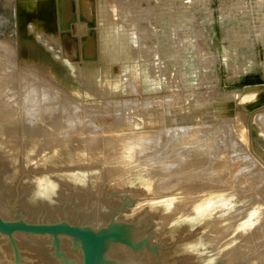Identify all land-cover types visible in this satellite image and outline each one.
<instances>
[{
	"label": "rangeland",
	"instance_id": "1",
	"mask_svg": "<svg viewBox=\"0 0 264 264\" xmlns=\"http://www.w3.org/2000/svg\"><path fill=\"white\" fill-rule=\"evenodd\" d=\"M115 1L55 0L53 26L46 28L41 15L34 14L22 24L18 0H0V42L12 47L4 55H9L17 81L14 80L22 86L21 78L38 76L40 79L35 77V81L45 82L50 97L59 99L57 106H75L76 110L80 108L82 118L88 114L96 122L114 124L104 132L114 141L123 140L120 149L125 148L126 155L120 159L131 160L135 154L137 145L129 146L128 142L165 134L168 142L158 149L165 153L158 159L162 163L157 162L171 164L172 174L169 173L166 183L161 173L153 177V171L147 169L153 159L150 153L138 171L136 160L131 163L133 166L125 163L121 165L123 169L111 170L104 157L97 162L87 151L77 152L73 146L78 137L75 142L72 139L74 144L62 143L73 154L44 153L38 139L22 133L19 122L24 119L20 114H25L22 106L27 104L26 99L23 101L25 89L18 84L13 88L15 92L5 89L1 93L2 98L8 96L9 100L0 101L2 217H21L32 223L66 220L105 227L116 214V220L137 227L136 240L154 235L151 243L159 247L156 255L149 249L136 252L116 245L111 258L118 264H259L255 256L264 255L263 247L257 246L245 256L233 254V246L228 242L233 239L232 231L225 232L228 225L224 228L226 224H241L248 219L247 213H254L249 211L254 203V199H248L252 192L241 189L234 196L229 193L214 197L220 191L204 186L209 180L204 173L212 171L214 164L233 163V170L247 165L249 172L227 171L225 183L231 185L235 179L244 180L254 174L258 177L254 188L264 187V178L260 177L264 174V129L258 123L264 110V0H124L125 4L123 0ZM65 5L71 7L67 17ZM20 36L37 48L42 65L35 62L37 68L25 66L24 55L13 50ZM41 38L43 42L39 41ZM3 81L6 80H0L1 86H7L8 82ZM51 82L55 85L49 86ZM246 87L258 90L245 93ZM15 112L21 117L12 121ZM188 138H194L195 143L198 139L200 147L186 144ZM216 141L221 145L202 164L204 158L200 159L197 152L206 155L207 147ZM69 142L73 146H67ZM182 154L187 160H182ZM194 162L196 166L191 167ZM179 183L185 187L179 189ZM43 187H50L46 194ZM132 201V206L124 207V203ZM255 206L264 211V203ZM219 221L225 224L220 223L222 228ZM234 231L240 240L244 234L238 229ZM14 239L21 255L20 264H66L55 256L48 237L17 234ZM61 244L68 264H82L80 251L71 240L64 238Z\"/></svg>",
	"mask_w": 264,
	"mask_h": 264
},
{
	"label": "bare ground",
	"instance_id": "2",
	"mask_svg": "<svg viewBox=\"0 0 264 264\" xmlns=\"http://www.w3.org/2000/svg\"><path fill=\"white\" fill-rule=\"evenodd\" d=\"M127 1V0H126ZM192 1V0H190ZM188 1V2H190ZM54 1L52 0H18V8H19V18H20V22L23 24V22H26L32 15H41L44 19V24H45V27H47V25H49V27H52L53 25V18L51 17L52 16V13H53V9L56 8V5H54ZM114 2H116L114 0ZM148 2V1H147ZM106 3V2H105ZM122 3H126L124 0ZM57 4V3H56ZM110 5H112L111 3H108ZM184 4V3H183ZM60 5V4H59ZM59 5H58V8H59ZM107 5V3H106ZM115 5V4H114ZM122 4L120 3L119 7L121 6ZM147 5V4H146ZM109 6V5H108ZM64 7H66V11H67V14H64L66 17L70 15V12H71V7H68L67 5H65ZM62 6V10L64 8ZM125 7V6H124ZM115 8V7H114ZM57 10V8H56ZM59 12V10L57 11ZM56 12V13H57ZM64 13V11H63ZM18 14V13H17ZM59 14V13H58ZM140 15V13H139ZM58 16V15H57ZM64 16V18H65ZM59 18V17H58ZM141 18V17H140ZM55 19V17H54ZM61 19V18H60ZM138 19V18H137ZM59 20V19H58ZM57 21V20H56ZM58 23V22H57ZM58 27V26H57ZM23 35V34H22ZM43 35V34H42ZM42 35L40 37H42ZM23 37V38H22ZM44 37V36H43ZM42 37V38H43ZM46 37V36H45ZM51 37V36H50ZM38 38V37H36ZM42 38L39 40V41H42ZM47 38V37H46ZM18 40V39H17ZM1 41V40H0ZM38 42V41H37ZM3 43V41H2ZM16 45L15 47H13V50L16 49L18 51V53H22L24 58L23 60H25V66L27 65L28 67H36L37 66L35 65V62H37V64H40V61L38 62L39 60V56H37L38 52L37 51V48L35 46H33L32 44L29 45L27 43V39H25L24 36H20L19 37V40L16 42ZM5 44V45H4ZM4 44H1L0 42V80H6V81H3V82H8L7 83V86L4 84V86H1L0 84V101H4L6 102L7 98H2L1 96V93L3 94V92H6L5 89L8 90H13L14 87H17L18 84H20V82H16V78L15 75H14V72L12 71V69L10 68L11 66L9 65V61H8V56L9 55H4V52L5 51H8L10 48H12L10 46V48L8 47L7 48V43H4ZM14 44V43H13ZM37 44V43H36ZM43 44V43H42ZM8 45H11V44H8ZM6 46V47H5ZM93 47V44L92 46L90 47L91 50ZM87 48V47H86ZM12 50V51H13ZM41 50V49H40ZM10 51V50H9ZM23 51V52H22ZM38 51H39V47H38ZM42 51V50H41ZM90 51V50H89ZM15 52V51H14ZM43 52V51H42ZM25 53L27 54V56H25ZM46 53V52H45ZM43 54V53H42ZM41 54V56H42ZM13 57V56H12ZM33 57L37 58V59H34ZM26 58V59H25ZM45 58V57H44ZM48 58V57H47ZM50 59V58H49ZM24 66V67H25ZM26 66V67H27ZM23 67V66H22ZM43 68V67H42ZM9 71H12V73H10ZM35 71V70H34ZM42 71V70H41ZM32 74V73H31ZM31 74H28L29 76H31ZM28 77V76H27ZM38 78V76H31L30 78H21L23 79L24 81L22 82L23 83V86L21 85V87H24V91L26 93H22L23 96H25L23 98V101L24 99H26L24 101V103L27 104V106H22V107H25V114L24 113H21L20 115L22 116V118L24 119L23 122H19V125H22V133H24L23 135L25 136H30V138H36L40 141L41 145H42V149H43V152L44 153H47V152H55L54 154H64V156L66 154H73L71 153L70 151H67L65 150L62 145V143L64 142L65 145L67 144L66 141H71L72 142V139L74 140L75 137H78L77 138V142H75V140L73 142H75V146L73 145H70L71 142H69V144L67 146H73L75 150H77V152L79 153H82L84 151V153H86L87 151V154H90V157H92V159L94 161H99L102 157H104L103 159H107V160H104L106 165L109 167V169L113 170L115 168H121L123 169V167L125 166L124 164L128 163L127 165L129 166H133L131 163L136 160V161H139V167H135L137 168V171L139 168H141V166H144L142 164H144V161L145 159L148 157L147 154L150 153L152 154L151 157H153V159L151 161H149V163L147 164V169L148 171H153V177L156 175L160 176L159 173H161V178H163L164 182L163 183H166L168 180L167 178L170 177V175L172 173H170V167H171V164H168V163H164L163 165H160L159 163H162V162H159L158 159L161 157V154L163 151H158L159 147H162V145H165L168 141V139H166V135L164 134L163 136H156L155 138H150V139H146V140H137V142H128V145L129 146H133V145H137L139 146V148L137 149L136 151V147H135V154L133 157H130L131 160L129 159V157H124L123 159H120L121 157L120 156H125L126 153L123 152V151H126L124 150L125 148H123V151L120 149V142H123V140H115L111 137V135L109 133L106 134V132L104 131H107V129H112L113 125L112 126H109L107 125L106 123L102 122V121H99V122H96L94 120L91 119V117L88 115V114H85V116H83V118L80 116V114L78 113V111L80 110H76L75 109V106H57V105H60V102H59V99L58 98H53V97H50L49 95V91L46 90V83H42V82H39L37 81L38 78L36 81L34 78ZM34 80H33V79ZM16 81H15V80ZM42 80V79H41ZM52 80V79H51ZM50 80V81H51ZM19 81V80H18ZM31 81V83H30ZM52 85H55L53 82H51V84L49 83V86H52ZM20 87V86H19ZM20 90V89H18ZM21 90H23L21 88ZM14 92L16 91L15 89L13 90ZM21 92V91H20ZM19 94V93H18ZM17 94V95H18ZM6 95V94H5ZM11 95V94H10ZM13 96V94H12ZM11 96V97H12ZM16 96V95H15ZM52 96V95H51ZM10 97V99H11ZM14 98V97H13ZM12 98V99H13ZM6 100V101H5ZM9 100V98H8ZM35 102V103H34ZM8 104V103H6ZM20 105V104H19ZM19 105L15 106L17 107V110L19 109ZM78 105V104H77ZM7 107V106H5ZM12 108V106H10ZM9 107V108H10ZM14 107V106H13ZM4 108V106H3ZM2 108V109H3ZM78 108V107H77ZM5 109V108H4ZM21 109V108H20ZM23 109V108H22ZM74 109V110H73ZM14 110V109H13ZM15 110V111H17ZM8 111V110H7ZM102 111V110H101ZM2 112V111H0ZM18 114L20 113V111H17ZM23 112V111H21ZM262 115L261 117L258 118V123L262 126V128L264 129V110L262 111ZM6 113V112H5ZM9 114V112H7ZM17 113H13V115H11V118H12V121L13 119H15V121H17V118L20 119L21 116H19L18 114L16 115ZM5 116V115H4ZM10 116V115H9ZM8 116V117H9ZM65 116L66 117H69V119H63V117ZM16 117V118H15ZM62 118V119H61ZM0 120H3V119H0ZM9 120V119H8ZM11 120V119H10ZM108 120V119H107ZM10 121V124L11 122ZM14 121V122H15ZM20 121V120H19ZM16 123V122H15ZM18 123V122H17ZM21 123V124H20ZM15 126V125H14ZM20 127V126H19ZM115 127V126H114ZM263 129H262V132H263ZM94 131H96V133H100L99 135L94 133ZM118 131H119V128H118ZM181 132H184L185 129H181L180 130ZM203 131V129H202ZM86 132H89L91 133L90 135H88L89 133H85ZM110 132V131H109ZM114 132H115V128H114ZM163 132V131H162ZM186 132H187V129H186ZM194 132V131H193ZM198 132V131H197ZM196 132V133H197ZM112 133V132H111ZM158 133V132H157ZM161 133V132H160ZM159 133V134H160ZM181 134V133H180ZM186 134V133H185ZM193 134V133H192ZM199 135L197 136H200L201 133L198 132ZM88 135V136H87ZM113 135V134H112ZM179 135V134H178ZM177 135V137H178ZM182 135V134H181ZM188 135V134H187ZM165 136V137H164ZM176 136V135H175ZM185 136V135H184ZM191 136V135H190ZM207 136V135H206ZM193 137H194V134H193ZM214 137V136H213ZM116 138V137H115ZM138 138V137H137ZM141 138V137H140ZM169 138V137H168ZM187 138V137H186ZM184 138V139H186ZM192 138V137H191ZM190 138V139H191ZM197 138V137H195ZM205 138V137H204ZM216 138V137H214ZM172 140V138H170ZM174 139V138H173ZM177 139V138H176ZM182 138L180 137V140ZM202 139V138H200ZM212 139V138H210ZM31 140V139H30ZM134 140V139H132ZM178 140V139H177ZM198 139H196V143L194 142L195 139L193 138L192 141L188 140H184L186 141L185 143L186 144H189V143H192V145L195 143L197 144ZM203 140V139H202ZM220 140V139H219ZM175 141V139H174ZM183 141V142H184ZM206 141V139H205ZM211 141V140H210ZM215 141V139H214ZM72 142V143H73ZM178 142H180L179 144H181V141L178 140ZM201 142V140H200ZM203 142V141H202ZM201 142V143H202ZM212 142V141H211ZM36 143V142H35ZM173 143V142H172ZM200 143V145H201ZM205 143V142H204ZM203 143V144H204ZM210 143V142H209ZM220 143V144H218ZM2 144V143H1ZM37 144V143H36ZM39 144V143H38ZM74 144V143H73ZM194 144V145H195ZM203 144L201 146H203ZM207 145L208 142L206 143ZM212 143H210L211 145ZM41 145H39V148L41 147ZM124 145V144H122ZM174 146V144H172ZM190 145V144H189ZM209 145V146H210ZM221 145V142H217L214 143V145L212 144L210 147H207V151L205 150V154H203V152H197L198 156L200 157V159H203L201 160V163L205 160H207L208 162V154L210 152L214 153L215 152V149L217 146H220ZM182 146V145H180ZM198 147H200L198 144H197ZM38 147V146H37ZM63 149H62V148ZM119 147V148H118ZM126 147V146H125ZM195 147V146H194ZM130 149H132V147H128ZM169 148V147H168ZM189 148V147H188ZM196 148V147H195ZM203 148V147H202ZM41 149V148H40ZM41 149V150H42ZM69 149V148H67ZM117 149H120L121 152H117ZM167 149V147H166ZM178 149V148H177ZM198 149V148H197ZM71 150V149H69ZM129 150V149H127ZM134 150V149H132ZM131 150V151H132ZM195 150V149H194ZM42 152V151H41ZM42 152V153H43ZM75 152V151H73ZM76 152V153H77ZM89 152V153H88ZM170 152V150L168 151ZM183 152V150H182ZM185 152H188V151H185ZM125 153V154H124ZM165 153V152H164ZM172 153V152H171ZM180 153V151H179ZM191 153V152H190ZM224 153V151H223ZM222 153V154H223ZM41 154V153H40ZM48 154V153H47ZM167 154V153H166ZM175 154V153H173ZM75 155V154H74ZM79 155V154H78ZM182 160H187V156L182 154ZM190 155V154H189ZM193 155V154H192ZM210 155V154H209ZM60 156V155H59ZM80 156V155H79ZM164 156V155H163ZM170 156V154H169ZM176 156V155H175ZM173 155V157H175ZM195 156V155H194ZM70 157V156H69ZM81 157V156H80ZM84 157H85V154H84ZM202 157V158H201ZM68 159V157H66ZM155 158V159H154ZM170 159V158H169ZM194 159V158H193ZM192 159V160H193ZM199 159V158H198ZM159 163H158V162ZM195 161V159H194ZM200 162V161H199ZM206 162V161H205ZM204 162V163H205ZM206 162V163H207ZM147 163V162H146ZM145 163V164H146ZM217 163V162H216ZM222 163V162H220ZM219 163V164H220ZM231 163V162H230ZM193 164V163H192ZM191 163H189V165H192ZM199 163H197L198 165ZM203 164V163H202ZM232 164L231 165H227V164H221L219 166H215L216 164L213 165V170L210 171V172H205L204 174L205 175H208L209 177V180H207V184H205L204 186L207 188V189H213L215 190L216 192L217 191H220L218 192L219 194H216L214 197H218L221 198V197H224V195L226 194H229L231 193V196H234V195H237L239 193V191L241 189H247L249 190V192H252L248 199L251 201V199L253 200L254 199V203H252V206H251V209L249 210L250 212H254L250 215H248V213L245 215V216H248V219L239 224V223H234V224H226V226L224 228L227 227V225L229 227L228 230L225 229V232H229V231H232V235H233V239L231 241H228L231 246H233V254H241L242 255H247L248 252H252L253 251V248L255 249L257 246H262L263 247V252H264V211H258L256 209V206L253 208V204L257 205V203H260L261 205L264 203V187H260V188H254V182H257L258 181V177L257 175H255L254 177V174L250 175V176H247V179H244V180H233L231 181V185L225 183V178H224V174L228 171H233L234 173L235 172H249V170L247 168V165H243L242 167H239L237 168V170H233V167H232ZM30 165V164H29ZM121 165H124V166H121ZM158 165V167H156ZM160 165V167H159ZM188 165V164H187ZM196 166L195 162L194 164L191 166ZM37 166V164H36ZM194 166V167H195ZM201 166V164H200ZM246 166V168L244 167ZM29 167V166H28ZM41 167V166H40ZM244 167V168H243ZM26 168V167H25ZM34 168V167H33ZM48 168V167H47ZM176 168V167H175ZM198 168V167H197ZM203 168V167H202ZM211 168V167H210ZM40 169V168H39ZM179 169V168H178ZM192 169V168H191ZM241 169V170H240ZM26 170V169H25ZM136 170V169H135ZM207 170V169H206ZM239 170V171H238ZM248 170V171H247ZM34 171V170H33ZM124 171V170H123ZM183 171H185V169H183ZM208 171V170H207ZM40 172V171H39ZM112 172V171H111ZM157 172V173H156ZM170 173V175H169ZM181 173V172H179ZM231 173V172H229ZM228 173V174H229ZM124 174V172H123ZM152 174V173H150ZM250 174V173H248ZM169 175V177H168ZM232 175V174H231ZM241 175V174H240ZM100 176V175H99ZM98 176V177H99ZM235 176V175H234ZM246 177V176H245ZM260 177L264 178V174L261 175ZM160 178V177H159ZM237 178V177H236ZM240 178V176H239ZM99 179V178H98ZM193 179V178H192ZM198 179V178H196ZM232 179V178H231ZM118 180V179H117ZM165 180H167L165 182ZM180 180V179H179ZM178 180V182H179ZM123 181V180H122ZM183 181V179H182ZM181 181V182H182ZM193 181V180H192ZM203 181V180H202ZM201 181V182H202ZM126 182V181H125ZM175 182V181H174ZM204 182V181H203ZM191 183V182H190ZM112 184V183H111ZM121 184V182H120ZM194 184H195V180H194ZM115 185V184H114ZM113 185V186H114ZM124 185V184H123ZM172 185V184H171ZM203 185V184H202ZM43 186V185H42ZM91 186V185H90ZM116 186V185H115ZM122 186V184H121ZM164 186V185H163ZM218 186H219V189H218ZM93 187V186H92ZM101 187V186H100ZM161 187V186H160ZM185 187V186H184ZM183 186L180 187V183H179V189L180 188H184ZM235 187V188H234ZM45 192L43 193H47V190L50 189V187H43ZM169 188L171 189L170 185H169ZM233 188L235 190H233ZM118 189V188H117ZM164 189V187H163ZM167 189H168V186H167ZM176 189V188H174ZM186 189V188H185ZM191 189V188H190ZM228 189H231L233 191H228ZM38 190V188H37ZM126 190V188H125ZM159 190V189H158ZM184 190V189H183ZM119 191V190H118ZM160 191H161V188H160ZM214 191V192H215ZM175 192V191H174ZM209 194H210V191H208ZM207 192V193H208ZM213 192V191H212ZM119 193V192H118ZM125 193V192H124ZM206 193V192H205ZM164 194V193H163ZM214 194V193H212ZM30 195V194H29ZM35 195V194H34ZM208 195V194H207ZM122 196V195H121ZM125 196V195H124ZM156 196V195H155ZM161 196V195H160ZM173 196V195H172ZM159 197V196H158ZM163 197V196H162ZM203 197V195H202ZM206 197V195H205ZM207 198H209L207 196ZM206 198V199H207ZM190 199V198H189ZM204 199V198H203ZM210 199H212L210 197ZM218 199V198H217ZM29 200V199H27ZM37 200V199H36ZM39 200V199H38ZM96 200V199H95ZM145 200V199H144ZM184 200V199H183ZM200 200V198H199ZM208 200V199H207ZM32 202V201H31ZM77 202V201H76ZM93 202V201H92ZM107 202V201H106ZM204 202V201H203ZM27 203V202H26ZM80 203V202H79ZM105 203V202H103ZM205 203V202H204ZM149 204V202H148ZM178 204V203H177ZM202 204V203H201ZM83 205V204H82ZM86 205V204H85ZM102 205V204H101ZM31 206V205H30ZM41 206V205H40ZM84 206V205H83ZM112 206V205H110ZM147 206V205H145ZM176 207V206H175ZM174 207V208H175ZM178 207V206H177ZM107 208V207H106ZM105 208V209H106ZM114 208V207H113ZM127 208V207H126ZM46 209V208H45ZM84 210V209H83ZM141 210V209H140ZM139 210V211H140ZM259 210H262L261 208ZM101 211V210H100ZM145 211V210H144ZM175 211V210H174ZM178 211V210H177ZM39 213V212H38ZM44 213V212H43ZM106 214V213H105ZM50 215V214H48ZM90 215V214H89ZM96 215V214H95ZM171 215V214H170ZM191 215V214H190ZM46 216V215H45ZM80 216V215H79ZM82 216V215H81ZM112 216V215H111ZM167 216V215H166ZM176 216V215H175ZM43 217V216H42ZM88 217V216H87ZM86 217V218H87ZM84 218V217H83ZM95 218V216H94ZM118 219V218H117ZM220 221H219V225H220ZM223 224V223H221ZM239 226H238V225ZM153 225V224H152ZM218 225V223H217ZM225 225V224H223ZM223 225H220V227L222 228ZM237 225V226H236ZM153 227V226H152ZM235 227H237L238 229V232H241L243 233L244 235L241 237L240 240H238L237 236L235 237L234 236V233L237 230ZM218 228V226H217ZM142 229V228H141ZM241 229L245 230L246 232H243L241 231ZM141 231H144V230H141ZM141 233V232H140ZM142 234V233H141ZM236 234V233H235ZM240 236V235H239ZM259 248V247H258ZM255 252V251H254ZM257 252V251H256ZM255 252V253H256ZM262 254V253H261ZM111 255V254H110ZM117 255V254H116ZM257 257V259L259 260V264H264V255L262 257H259V256H255Z\"/></svg>",
	"mask_w": 264,
	"mask_h": 264
},
{
	"label": "water",
	"instance_id": "3",
	"mask_svg": "<svg viewBox=\"0 0 264 264\" xmlns=\"http://www.w3.org/2000/svg\"><path fill=\"white\" fill-rule=\"evenodd\" d=\"M257 87H246L245 93L257 91ZM133 201L124 203L132 206ZM113 214L105 227H94L69 223L66 220L49 222H27L23 218L7 220L0 213V264H20L21 255L18 244L15 242L17 234L33 237H48L55 248V256L65 262V252L62 251L61 240L67 238L80 251L82 264H118L111 258V252L116 245H123L136 252L149 249L155 253L159 247L152 245V234L143 240H136L137 227L132 223L116 220Z\"/></svg>",
	"mask_w": 264,
	"mask_h": 264
}]
</instances>
